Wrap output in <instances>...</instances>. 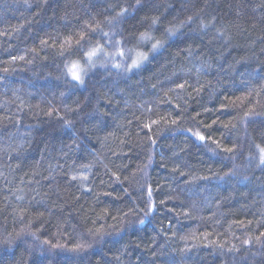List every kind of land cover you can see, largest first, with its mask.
<instances>
[{"label":"trees","instance_id":"obj_1","mask_svg":"<svg viewBox=\"0 0 264 264\" xmlns=\"http://www.w3.org/2000/svg\"><path fill=\"white\" fill-rule=\"evenodd\" d=\"M37 2L0 0V242L15 241L8 251L0 243V260L264 264L256 239L264 232V167L247 160L258 155L255 145L264 146L261 0H149L115 29L107 19L131 0H48L38 15ZM154 14L160 23L152 29ZM189 16L185 35L169 39L135 74L111 67L134 51L95 57L84 85L65 75L70 60L84 64L90 44L106 43L86 30L83 47L73 43L61 55L63 39L86 22L115 31L125 49L147 51L140 32L164 39L166 27ZM237 97L243 103H232ZM233 145L234 153L223 150ZM81 173L86 181L70 179ZM149 187L155 212L143 225L129 224L144 217ZM96 229L103 241L70 250L93 241Z\"/></svg>","mask_w":264,"mask_h":264},{"label":"snow or ice","instance_id":"obj_2","mask_svg":"<svg viewBox=\"0 0 264 264\" xmlns=\"http://www.w3.org/2000/svg\"><path fill=\"white\" fill-rule=\"evenodd\" d=\"M27 7L31 8L32 4L28 3V0H25ZM48 0H38L37 4H36V9L37 12L36 14H39V11L44 8L47 5ZM149 0H131L130 3L125 4V5H121L119 7V10L115 12V15L111 16L109 19H107V24L109 25L110 29H115L118 26H120L122 24L123 21L125 20H131L134 19L136 14L141 12L146 5H148ZM260 7H264V0H261V4ZM151 21V28L154 29L155 26L157 24L160 23V16L158 14H154L152 15L150 18ZM193 22V18L191 16H189L186 20H182L180 21L179 24L177 25H173L170 27H166L165 28V37L164 39H155L150 30H146L144 32H140L139 33V41L141 42H150V47L148 48L147 51H136L134 49H125V47L123 46V41L121 39H116V35L117 33L115 31H104L101 27L100 24L97 23L95 25H92L91 23L86 22L85 23V27L81 28L78 32L69 34L67 37H65L63 39V41L60 43V49H61V55H63L66 51H68V49L72 48L73 43H75V45L77 46V50H79L80 47H83V45L81 44L82 41L85 40V36H86V30H90L91 32H99V34L105 38L106 43L105 44H100L99 41H97L95 44H90L88 47V50L86 52H84V65L81 64V62L79 60H70L69 63L65 64V69H66V73L65 75L70 76L71 80L74 81L77 85H84L85 83V77L88 74V68H92L96 66V61L93 59L94 57H97L98 54L103 55L105 57L108 56V53L105 51V48L107 47H111L113 49L111 56L115 57V56H120V57H125L126 52L127 53H132L135 51V55H129L127 57V60H121L119 62H117L115 59H112L111 62V67L115 68L117 70H122L123 72L126 73H132L135 74L136 72H138L146 62H149L150 60V55L152 57H154L157 53H159L162 49L165 48L166 42L176 36H184L185 33L182 31V29L186 26H190ZM213 22H214V18H213ZM202 24V29H207L208 25L203 24V21H201ZM18 30V29H17ZM217 34L219 36H223L224 33L220 32L219 30H217ZM0 35H6V33L4 32H0ZM74 37H76L74 39ZM49 43L48 40L45 39H41L40 40V44L41 45H47ZM52 46H55V43H53ZM33 52H36V49L33 48L32 49ZM190 52V50H189ZM191 54V52H190ZM24 60L25 57L23 55L21 56H13L12 60ZM130 61V62H128ZM31 61H29L30 63ZM101 67H105L107 66V62L104 61L101 63L100 65ZM5 71H7V69H5ZM257 72H259L260 70L257 69ZM185 87L184 83H178L176 84V88L179 89H183ZM250 95V94H249ZM225 99H228V97H225ZM243 99L241 97H237L235 100L232 101V103H236L237 100H239L241 103H243ZM251 110H248L244 113L245 118L248 117V115L250 114ZM51 113H49L50 115ZM104 115H106V113H104ZM71 122L68 120H65V124L69 125ZM159 123V121L153 120L152 124H157ZM171 123L173 125L177 124V120H172ZM213 123H215V121H213ZM152 124H146L145 127H147L149 129V131H151L152 129ZM228 125H225V127H227ZM188 131L191 132V135L196 137L199 141L203 142L206 140L205 135L201 134L200 131H192L191 129H188ZM152 143L155 144V140H152ZM215 143V141H214ZM21 147H23V145H21ZM257 151H258V155L257 156H252L249 155L247 157L248 163L251 164L253 162V160H258V165L261 167H264V146L261 145H255ZM237 149V145H233L232 147H227L224 148L223 150L225 152L228 153H234ZM84 167H88L87 165H85ZM184 173H181V175H183ZM203 178H207V177H203ZM71 180H77L80 179L81 181H86L88 179V176L86 173H81L79 175L77 174H72L70 176ZM117 179H119V177H117ZM81 187H84V185L82 184ZM87 191H90V189H85ZM148 194V201L146 202V210L144 212V217H140L138 218V220H134V221H129L128 223L131 225H134L136 223H139L140 225H143L145 223V218L149 215V213L155 212L156 208H155V204L153 202L152 199V189L151 187L148 188L147 191ZM17 199H22L21 197H17ZM21 212H23V209H20ZM187 215V213H185ZM125 216H128L129 213H125ZM23 217L21 216V219ZM115 219V217H113ZM240 223H243L242 221ZM91 231V230H90ZM33 239L38 240L39 237L36 236V233H31ZM104 233L100 232L99 229H96L95 233H93V241L91 242H86V243H77L75 244L70 250L71 251H83L88 247H91V244L93 242H101L104 239ZM20 236V233H17V237ZM261 238H264V232H260L259 235L256 237L257 242L261 243L262 245H264V240H262ZM23 241H21L22 243ZM6 248L4 249L5 251L8 250H14L13 249V245L15 243L14 239L11 237V235H9L7 238H5L2 242ZM43 244H47L49 245L51 248L55 249V248H63L64 245L59 244V243H50L49 241L45 240L42 242ZM245 244H249L250 241L249 240H245L244 241ZM222 247V246H221ZM235 247V246H233ZM232 249H229V251H231ZM237 251H239V249H236ZM117 259H119V257H117ZM0 264H4L3 260H0Z\"/></svg>","mask_w":264,"mask_h":264},{"label":"rangeland","instance_id":"obj_3","mask_svg":"<svg viewBox=\"0 0 264 264\" xmlns=\"http://www.w3.org/2000/svg\"><path fill=\"white\" fill-rule=\"evenodd\" d=\"M105 51H106V50H105ZM106 52H107V51H106ZM107 53H108V52H107ZM98 55H100V54H98ZM108 56H111V55L108 54ZM94 58H95V57H94ZM94 58H93V59H94ZM81 64L84 65L83 63H81Z\"/></svg>","mask_w":264,"mask_h":264}]
</instances>
